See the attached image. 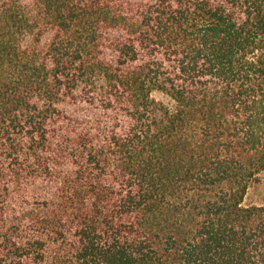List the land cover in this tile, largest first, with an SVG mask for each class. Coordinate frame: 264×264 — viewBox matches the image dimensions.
Segmentation results:
<instances>
[{"label":"trees","instance_id":"trees-1","mask_svg":"<svg viewBox=\"0 0 264 264\" xmlns=\"http://www.w3.org/2000/svg\"><path fill=\"white\" fill-rule=\"evenodd\" d=\"M263 171L264 0H0V264H264Z\"/></svg>","mask_w":264,"mask_h":264},{"label":"rangeland","instance_id":"rangeland-1","mask_svg":"<svg viewBox=\"0 0 264 264\" xmlns=\"http://www.w3.org/2000/svg\"><path fill=\"white\" fill-rule=\"evenodd\" d=\"M154 96L167 100V96L163 93L157 92ZM245 205H264V171L252 183L245 199Z\"/></svg>","mask_w":264,"mask_h":264}]
</instances>
